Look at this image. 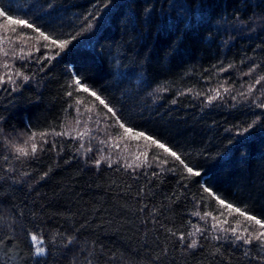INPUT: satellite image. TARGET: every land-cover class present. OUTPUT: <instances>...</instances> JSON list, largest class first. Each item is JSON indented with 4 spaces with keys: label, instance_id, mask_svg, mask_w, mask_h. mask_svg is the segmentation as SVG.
<instances>
[{
    "label": "trees",
    "instance_id": "16d2710c",
    "mask_svg": "<svg viewBox=\"0 0 264 264\" xmlns=\"http://www.w3.org/2000/svg\"><path fill=\"white\" fill-rule=\"evenodd\" d=\"M0 7L53 38L76 37L56 56L60 50L38 32L0 17V75L19 69L30 77L18 79L16 91L0 90V264H264L258 242H235L230 233L213 239L224 233L193 215L221 210L203 191L208 186L264 220V81L250 98L240 95L264 75V0H0ZM73 73L127 126L160 139L202 176L124 134L95 97L69 87ZM221 85L230 93L207 103L209 89ZM109 125L112 136L101 132ZM85 127L109 146L54 135L44 144L37 135L35 156L14 155L12 145L30 132ZM138 146L152 166L126 170L125 159H145ZM100 155L120 163L97 168ZM223 211L228 226L254 224ZM194 224L209 231L189 238ZM191 239L197 248H187ZM37 245L46 255L32 254Z\"/></svg>",
    "mask_w": 264,
    "mask_h": 264
},
{
    "label": "snow or ice",
    "instance_id": "6c2138e0",
    "mask_svg": "<svg viewBox=\"0 0 264 264\" xmlns=\"http://www.w3.org/2000/svg\"><path fill=\"white\" fill-rule=\"evenodd\" d=\"M109 2H110V0H109ZM105 6H107V5H105ZM48 7H52L51 2L49 3ZM0 17H3L4 20L7 22V24L22 25L26 28L32 29L33 32H38L40 37H43V39L45 41L50 42L51 45L55 46L56 48H58L60 50V51L56 52V56H59L62 52H64L69 47V45H71L73 43V40L76 39L75 36L71 37V39L53 38L51 35L48 34V32L41 30L40 27H37L34 22L30 23L27 19L16 18L12 14H10L7 9H4L2 7H0ZM90 26L91 25L89 24V27ZM45 47H47V45H45ZM3 54H4V56H8V52H4ZM28 55L30 56L31 53H29ZM24 58L25 57H23V56L21 57V59H24ZM54 58L55 57H51V59H54ZM43 59H50V58L45 56V57H43ZM37 62L39 63L42 61L38 60ZM3 67L5 69H9L10 65L7 63H4ZM228 67L230 68L231 65H229ZM227 70H228V68L223 69V71H227ZM252 71H254V69H250L249 71L244 72L243 75L244 76H250L252 74ZM20 78H22L23 82H25V83L30 79V77L28 75H25L19 69H16L14 72L8 71L5 74L0 75V90H4L3 86L5 84H8L10 86L11 91H16L18 88L16 81ZM82 80H84V78L81 75L73 73V80H72L71 84L69 85V87H72L74 85L75 86L74 90L82 91L84 93H88L91 96L95 97V99L98 100L100 102V104L104 106L105 109H107V112L111 113L112 117L116 118V123L119 124L120 129H123L124 134L132 137L133 139L143 138L146 141H150L151 145H155V147L157 149H162L164 153H167L168 155L173 157L174 160L178 161L180 165H183V168L186 171L188 176H190V177H201L202 176L201 171L195 170L193 167L189 166V164L186 163L184 159H182L181 155L178 154L176 151H174L172 149V147L168 146L167 144L162 142L160 139H157V138L153 137L152 135L146 134L145 132L140 131V130H134L133 127L127 126L117 116L114 108L111 107L108 103H106L105 100H103L97 94V92L95 90H92L90 87H88L86 84V81L82 83ZM262 81H264V75L259 76V78L255 79L252 83H250L248 85L247 91L241 92L240 95L245 97L246 99L250 98L251 93L255 91V85L261 84ZM226 83L227 82L225 81V84ZM230 91H231V89L229 87H226L223 85L218 86L215 89H209V92H211L213 94L207 97V103L211 104L214 100L220 99V98H222L223 95L229 94ZM72 94L73 93L71 91H69L67 93V95H69V96H72ZM231 98L233 100H235L236 96L233 95ZM257 99H259V97ZM255 102L256 101H254V103ZM173 103H175V101H173ZM258 106L261 108H264V101H261L258 104ZM76 112L79 114L80 110L76 109ZM88 119L91 120V117H89ZM76 123H77V125H79L80 120L77 119ZM97 123H99V122H97ZM114 126L115 125L106 126V128L102 129V131H105L106 135L112 136L111 133L107 132V127H114ZM250 127H251V125H249L248 127H245L244 132H248ZM37 135H39V137L41 138V140L43 141L44 144L49 143V141L46 139V137L48 135H54V136H68L70 139H73V140H83L86 138H92V139H97L98 143L101 145H104L105 147L109 146V141H107L105 139L93 137L91 131L87 127H85L83 131H78V132L75 129H73L71 132L66 130V129L64 131L53 130L51 133H49V132H40V133L30 132L28 134V140L23 141L22 145L21 144L12 145V147L14 148V155L17 158H28L30 155L35 156V154L37 153V147L38 146L34 141L36 140ZM117 136H119V133H117ZM52 143H53V148H55L56 142L53 141ZM78 147H79V149H84L85 152H92L93 151L91 146H89L85 149L84 143H80ZM111 147L117 148L118 145L112 144ZM41 150H43V149L41 148ZM97 151L99 153H103L104 148L103 147L98 148ZM142 155L144 156L145 159L143 161H141L140 163H137V161H140V159H141L140 155L137 154L135 156V159L132 160L131 162H128L125 159L122 166L126 170L131 169L133 171H135L138 168L145 167V166L151 167L152 165L148 162V153L145 151L144 153H142ZM5 159H8V157L5 156ZM152 159L159 161V163H161V164L167 163V161L159 160V154L153 155ZM105 162L107 163L108 167H112L113 164H119L120 163L119 160H112L111 157L104 156V155H100L98 158L93 160V163L95 164V166L97 168L100 167L101 163H105ZM169 171L174 172L175 168L169 169ZM45 175H47V173H45ZM152 175H157V173H152ZM203 191L209 193L210 196H213L217 200L218 204L221 206V210L218 211L217 215H213L212 212H205L203 215H201L200 212H194L193 215L200 217L201 220H204L205 224L208 223L209 218H210L211 221H213L211 224V230L219 231L220 233H224L223 236H214L213 239H217V240L229 239L228 234L230 233V236L232 238H234L235 242L243 241V243L245 245H252L253 242L256 241V242H258V246L261 249H264V220L257 218L255 215L248 214V212H246V211H242L240 207L234 206L231 202H226L223 198L216 195V193L208 186H204ZM223 209H228L229 212H231V213H239L240 216L245 217L246 221H248V222L254 221V224L248 223L243 228H241L240 221L236 220V221H232V224L234 226H228L229 225V219L227 218V216H225ZM222 216L224 217V219H220V217H222ZM192 228H193V231H189L187 233V236L189 238L195 237L197 235H204L206 232L209 231L208 228L201 227L199 224L192 225ZM169 231H171V230H169ZM172 235L175 236L177 234L175 232H173ZM73 239H74L73 237H69L67 239V244H72ZM178 239L181 242H184L185 241V235L180 234L178 236ZM30 240L33 242L36 241V236L30 235ZM198 243L199 242L197 239H191L190 242L187 243V248L188 249H195V248H197ZM32 254L36 257L44 256V255H46V249H45V247H42V246H38V245L34 246ZM245 254L247 255V253H245Z\"/></svg>",
    "mask_w": 264,
    "mask_h": 264
},
{
    "label": "rangeland",
    "instance_id": "374dc122",
    "mask_svg": "<svg viewBox=\"0 0 264 264\" xmlns=\"http://www.w3.org/2000/svg\"><path fill=\"white\" fill-rule=\"evenodd\" d=\"M101 132H104V131H101ZM106 140L109 141V139H106ZM125 147L129 149V152L131 151V149H133V147L131 148V146H130V148L128 146H125ZM138 148H139L138 150L141 152V155H142L144 149L141 148L140 146H138ZM124 154H127V152H125ZM123 156L126 157V155H123ZM130 157H131V155H130Z\"/></svg>",
    "mask_w": 264,
    "mask_h": 264
}]
</instances>
